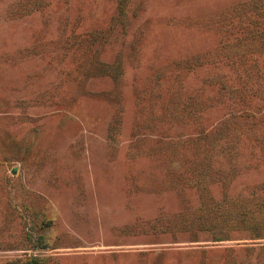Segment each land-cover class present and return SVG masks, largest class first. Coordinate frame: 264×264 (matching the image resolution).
I'll return each mask as SVG.
<instances>
[{"label":"rangeland","instance_id":"374dc122","mask_svg":"<svg viewBox=\"0 0 264 264\" xmlns=\"http://www.w3.org/2000/svg\"><path fill=\"white\" fill-rule=\"evenodd\" d=\"M264 264V0H0V264Z\"/></svg>","mask_w":264,"mask_h":264},{"label":"trees","instance_id":"16d2710c","mask_svg":"<svg viewBox=\"0 0 264 264\" xmlns=\"http://www.w3.org/2000/svg\"><path fill=\"white\" fill-rule=\"evenodd\" d=\"M10 264H21V263H18V262H13V263H10ZM26 264H36L34 260H31L29 262H27Z\"/></svg>","mask_w":264,"mask_h":264}]
</instances>
